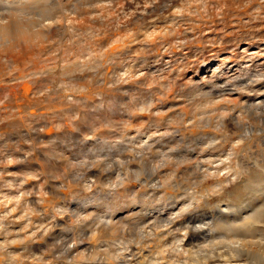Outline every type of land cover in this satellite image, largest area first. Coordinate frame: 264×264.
Returning <instances> with one entry per match:
<instances>
[{"label": "rangeland", "instance_id": "1", "mask_svg": "<svg viewBox=\"0 0 264 264\" xmlns=\"http://www.w3.org/2000/svg\"><path fill=\"white\" fill-rule=\"evenodd\" d=\"M49 1L19 19L31 45L0 47V264H150L181 216L190 235L241 212L264 171V0Z\"/></svg>", "mask_w": 264, "mask_h": 264}, {"label": "bare ground", "instance_id": "2", "mask_svg": "<svg viewBox=\"0 0 264 264\" xmlns=\"http://www.w3.org/2000/svg\"><path fill=\"white\" fill-rule=\"evenodd\" d=\"M79 1V0H77ZM76 1V2H77ZM48 2H50L49 0H0V47L4 48L5 50L7 49H15V48H25L29 45H31V40L33 37H35L34 34L33 35V30L30 27V21H19L20 18H22L23 16L26 15H38V16H45V17H49L50 14V10L47 7ZM22 3L20 6L19 4ZM9 5H11V7H9ZM74 8H76V6L72 5ZM30 18V17H29ZM32 18V17H31ZM25 19V18H23ZM22 19V20H23ZM27 19V18H26ZM25 19V20H26ZM28 20V19H27ZM33 27V26H32ZM36 33V32H35ZM25 46V47H24ZM23 47V48H22ZM188 81V80H187ZM213 81V80H212ZM224 81V80H223ZM245 82V81H244ZM210 83V82H209ZM215 83V82H214ZM214 83H210V84H214ZM223 83V82H222ZM238 83V82H237ZM242 84V83H241ZM245 84V83H244ZM249 84V83H248ZM227 85V84H226ZM239 85V84H237ZM218 86V85H217ZM222 86V85H221ZM219 86L218 88H216V93L214 94H218L217 95V100H218V96L219 93H222L223 90H227L225 87H221ZM241 87V86H240ZM247 87V86H246ZM255 87V86H254ZM252 86V88H254ZM257 87V86H256ZM243 88V87H242ZM250 88V86L248 87ZM250 88V89H252ZM229 89V88H228ZM249 89V90H250ZM231 90V89H230ZM229 90V91H230ZM228 91V90H227ZM232 91V90H231ZM212 92V91H211ZM214 92V91H213ZM224 92V91H223ZM204 93V92H203ZM228 93V92H227ZM212 94V93H211ZM225 94V93H224ZM229 94V93H228ZM223 96L220 95V98ZM228 96V95H227ZM241 97V95H238ZM237 96V97H238ZM225 97V96H224ZM223 97V98H224ZM229 97V96H228ZM227 97V98H228ZM246 97V96H245ZM255 97V96H254ZM210 98V96H209ZM222 98V99H223ZM226 98V97H225ZM244 98V97H243ZM241 98V99H243ZM251 98V97H250ZM253 98V97H252ZM212 97L210 98L211 101ZM216 99V97H215ZM230 99V98H229ZM245 99V98H244ZM248 99V97H247ZM245 99V100H247ZM256 99V98H255ZM215 100V102L217 101ZM221 100V99H220ZM235 100V99H234ZM214 101V100H213ZM249 101V100H248ZM252 101V100H251ZM255 101V100H253ZM264 102V96L258 100V103ZM218 103H220L218 101ZM238 103V101H237ZM246 103V102H245ZM251 103V102H250ZM217 104V103H216ZM236 104V103H235ZM246 105V104H245ZM225 106V105H224ZM241 106H243V104H241ZM240 106V107H241ZM247 106V105H246ZM258 106L259 104H257L256 102H252L250 104V108L248 110L247 114H257L258 113ZM224 108V107H223ZM223 108H220L221 110ZM226 108V107H225ZM244 109L246 107H243ZM264 108V106H263ZM228 109V108H226ZM225 109V110H226ZM230 109V108H229ZM242 109V108H240ZM246 110V109H245ZM224 111V109L222 110ZM228 110H226L227 112ZM231 111V110H230ZM238 111V110H237ZM262 111V110H261ZM229 112V111H228ZM227 112V113H228ZM235 112V111H234ZM219 113V112H218ZM239 112L235 113V116L232 115V117L236 118L237 121H243V118L245 119V117H239L236 116V114H238ZM244 113V112H243ZM221 114V112H220ZM226 115V113H224ZM224 114H221L224 116ZM240 114V113H239ZM238 114V115H239ZM246 114V111L245 113ZM263 114V113H262ZM259 115V114H258ZM264 115V114H263ZM222 116V119L224 118ZM248 116V115H247ZM261 116V115H260ZM233 118V119H234ZM235 120V119H234ZM222 121V120H221ZM224 122V121H223ZM241 123V122H240ZM220 127V126H219ZM169 131V130H168ZM158 134V133H157ZM192 134V133H191ZM213 134V133H212ZM245 134V133H244ZM236 143V142H234ZM240 143V142H237ZM234 147V145H232ZM230 148V147H229ZM237 148V147H236ZM232 150V149H231ZM237 150V149H235ZM233 151V150H232ZM187 152V151H186ZM199 153V152H198ZM232 153V152H231ZM230 153V154H231ZM227 156V155H226ZM185 158V157H184ZM199 158V157H198ZM230 158V157H229ZM187 159V157L185 158ZM209 159V158H208ZM188 160V159H187ZM206 160H204L205 162ZM211 161V160H210ZM223 161V160H222ZM202 162V161H201ZM200 164H198L196 162V167H195V171L198 173V178L200 179H207L208 177H212L215 176V173H212V171L210 170L209 163L207 165L203 164V162ZM213 163V161H212ZM219 165H216L218 170H222L221 169V165L224 164L222 162H219ZM198 164V165H197ZM217 164V163H216ZM226 164V163H225ZM257 164V163H255ZM213 165V164H212ZM215 165V164H214ZM228 165V164H227ZM226 165V166H227ZM205 166H207L205 168ZM231 166V165H230ZM257 166V165H256ZM228 167V166H227ZM232 167V166H231ZM248 168V167H247ZM233 169V168H232ZM216 170V169H215ZM233 171V170H232ZM234 175H237L236 171H233ZM241 172V171H240ZM260 173V172H259ZM195 175V174H194ZM221 176V175H220ZM220 176H216V177H220ZM229 179V178H228ZM195 182V181H194ZM201 182V180H200ZM216 182V181H215ZM220 184V183H217ZM126 185V184H125ZM248 188L249 191L247 193L246 199L245 201H243V203L241 205H239L240 211L242 212L243 207L247 204L248 209L246 210L245 214L243 213V215H241L240 217L238 216L239 210H234L233 213H226V211L224 212L223 210L217 212L218 214L215 216L213 215V220L212 223H208L205 224V226L203 224H198V226H194L195 229L197 231V234H190L188 235L187 232V227H189L188 223L186 222L187 219H189L190 216L184 215L181 216V223L184 227H186V229L183 231V235L180 238V236L177 235L176 241H168L170 242L168 244L165 243V241H162L163 243L168 244L165 246V248L167 247L169 249V252H167V248H166V252L162 249V244L156 248H154L155 250L151 253V256L147 257L150 258V262L148 260V262L150 264H155L157 263L159 260L161 261V259H165L167 256H171L173 259L172 262H174L175 264H264V227H260L256 226V223H258L260 220H264V197L262 199L261 196H264V171L254 177H252L249 180L248 183ZM128 187V186H127ZM122 189V188H121ZM120 191V190H119ZM125 190H121V192H124ZM197 197V196H196ZM190 201V200H189ZM189 203V202H188ZM228 207H231L229 204H227ZM233 208H235V205ZM226 207V206H225ZM227 209V208H226ZM132 210V209H131ZM182 210V209H181ZM219 210V209H218ZM214 211V210H213ZM212 211V213H213ZM217 211V210H216ZM183 212V211H182ZM137 213V211H136ZM180 213V211H179ZM185 213V212H184ZM131 214V213H130ZM129 211H128V215L130 216ZM133 214V213H132ZM135 214V211H134ZM178 214V213H177ZM183 214V213H182ZM242 214V213H241ZM136 215V214H135ZM240 215V214H239ZM100 216V215H99ZM176 216V215H175ZM96 217V216H95ZM101 217V216H100ZM127 217V216H126ZM97 218V217H96ZM175 218V217H173ZM179 218V217H178ZM178 218H176L175 220H177ZM157 219V218H156ZM163 219V218H162ZM162 219H159L162 220ZM172 219V218H171ZM99 220V219H98ZM101 220V219H100ZM112 220V218H111ZM179 220V219H178ZM177 220V221H178ZM110 221V220H109ZM117 221V220H116ZM125 221V220H124ZM157 221V222H159ZM171 222V220H169ZM206 221V220H205ZM100 222V221H99ZM112 222V223H111ZM126 222V221H125ZM156 222V220H155ZM162 222V221H161ZM169 222V223H170ZM174 222V219H173ZM176 222V221H175ZM186 222V224H185ZM201 222H203L201 220ZM108 223V222H107ZM111 224H115V222L110 221ZM127 224H130L128 222H126ZM125 223V224H126ZM172 223V222H171ZM179 224V222H177ZM176 223V224H177ZM196 223V222H195ZM204 223V222H203ZM110 224V225H111ZM117 224V223H116ZM121 224V223H119ZM157 224V223H156ZM162 224H164L162 222ZM161 224V226H162ZM160 226V224H158ZM156 225V226H158ZM169 225V224H168ZM172 225H175V223H173ZM192 225V224H191ZM190 225V227H191ZM258 225V224H257ZM264 225V224H263ZM136 226V225H135ZM138 226V225H137ZM171 226V225H170ZM169 226V228H170ZM174 226L172 228H174ZM120 227V226H119ZM122 227V226H121ZM153 227V226H152ZM179 227V226H178ZM182 227V226H180ZM118 228V227H117ZM149 228V227H147ZM155 228V227H154ZM167 228V227H166ZM193 228V227H192ZM112 229L115 231V229L112 227ZM119 229V228H118ZM137 229V228H136ZM146 229V228H145ZM122 230V229H121ZM161 230L158 229V231ZM113 231V232H114ZM117 231V230H116ZM120 231V230H119ZM140 231V230H139ZM181 231V234H182ZM215 231L218 233V235H214ZM147 232V231H146ZM150 232V231H149ZM153 230H151L150 233H152ZM155 232V231H154ZM152 234H155V233ZM161 232V231H160ZM260 232V237L261 234L263 235L262 240L260 239L259 241H257V233ZM115 233V232H114ZM149 233V234H150ZM165 232H163V235ZM168 233V232H167ZM148 234V235H149ZM144 235V234H143ZM137 236V235H136ZM259 236V234H258ZM143 237V236H141ZM146 236L143 237V239ZM151 237V236H148ZM153 239L155 240V236H153ZM151 237V239H152ZM155 237V238H154ZM255 237L257 238L255 240ZM139 238V236H138ZM119 239V238H118ZM142 239V238H141ZM149 240V241H154V240ZM178 239V240H177ZM140 240V238L138 239ZM148 240V239H147ZM84 241V240H83ZM130 243H132V240ZM148 241V242H149ZM160 241V239L158 240ZM86 242V241H85ZM84 242V243H85ZM92 242V241H91ZM135 242V240H134ZM155 242V241H154ZM255 242V243H254ZM262 243L261 244V248H252V246L254 247V245L256 244L257 246L259 244L257 243ZM83 243V244H84ZM114 243V242H113ZM113 243H111V246L113 245ZM116 243V242H115ZM118 243V241H117ZM123 243V242H122ZM130 243H128L130 245ZM161 243V242H160ZM251 243H253L254 245L250 246ZM74 244V243H73ZM127 245V242L125 243ZM124 244V245H125ZM142 243H140V241L137 242V245L133 248L136 249V251H140L139 254H142ZM109 245V244H108ZM116 245V244H115ZM120 245V244H119ZM118 245V246H119ZM128 245V246H129ZM127 246V247H128ZM164 246V244H163ZM256 246V247H257ZM122 247V246H121ZM107 248H109L107 246ZM105 247V249H107ZM119 248V247H118ZM131 248V247H129ZM88 249V248H86ZM124 249V248H123ZM128 249V248H127ZM104 250V249H103ZM118 251V250H117ZM121 252H119L117 254V257L120 259L117 260L119 261V264H140L139 260H138V254H132V253H128L126 254V252L131 251V249L129 251L125 250H119ZM134 251V252H136ZM116 252V251H115ZM133 252V251H132ZM74 253V252H73ZM125 253V255H124ZM100 255V253H98ZM111 255L113 256V254L111 253ZM119 255H122L119 256ZM90 256V255H89ZM97 256V255H96ZM116 256V255H115ZM127 256V257H126ZM130 256V257H128ZM92 257V256H91ZM126 257V258H125ZM94 258V257H92ZM98 257H95L94 259H97ZM100 258L103 259V256H101ZM144 258V257H143ZM91 259V258H90ZM117 259V258H116ZM159 261V262H160ZM88 262V261H87ZM96 262V261H95ZM98 262V261H97ZM105 262V261H104ZM106 262H109L106 261ZM114 262V260H113ZM158 262V264H159ZM170 262V263H169ZM168 264H171V261H169ZM89 263V262H88ZM92 263V262H91ZM101 263V262H99ZM103 263V261H102ZM115 264V262L113 263ZM118 264V262H117ZM166 264V263H165Z\"/></svg>", "mask_w": 264, "mask_h": 264}]
</instances>
